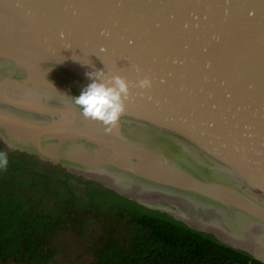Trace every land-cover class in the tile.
I'll use <instances>...</instances> for the list:
<instances>
[{
  "label": "water",
  "instance_id": "water-1",
  "mask_svg": "<svg viewBox=\"0 0 264 264\" xmlns=\"http://www.w3.org/2000/svg\"><path fill=\"white\" fill-rule=\"evenodd\" d=\"M94 72L129 82L113 126ZM0 143L264 263L218 226L264 242V0H0Z\"/></svg>",
  "mask_w": 264,
  "mask_h": 264
},
{
  "label": "trees",
  "instance_id": "trees-1",
  "mask_svg": "<svg viewBox=\"0 0 264 264\" xmlns=\"http://www.w3.org/2000/svg\"><path fill=\"white\" fill-rule=\"evenodd\" d=\"M0 153V264H264L99 183Z\"/></svg>",
  "mask_w": 264,
  "mask_h": 264
},
{
  "label": "clouds",
  "instance_id": "clouds-1",
  "mask_svg": "<svg viewBox=\"0 0 264 264\" xmlns=\"http://www.w3.org/2000/svg\"><path fill=\"white\" fill-rule=\"evenodd\" d=\"M87 75L91 82L74 97L75 104L86 118L100 121L106 126L115 125L124 112L125 101L130 95L129 82L120 75H114L110 79H106L99 72ZM138 86L141 89L150 88L152 81L149 78L140 79ZM7 163V156L0 153V168Z\"/></svg>",
  "mask_w": 264,
  "mask_h": 264
},
{
  "label": "bare ground",
  "instance_id": "bare-ground-1",
  "mask_svg": "<svg viewBox=\"0 0 264 264\" xmlns=\"http://www.w3.org/2000/svg\"><path fill=\"white\" fill-rule=\"evenodd\" d=\"M197 215L207 217L208 215L206 214L205 211L202 209H197ZM218 226H224L225 228H228L229 233L233 238L241 240L242 244L247 246L248 248L256 251L257 253L264 255V242H261L257 239H254L246 234H243L233 228H231L224 220L222 223Z\"/></svg>",
  "mask_w": 264,
  "mask_h": 264
},
{
  "label": "rangeland",
  "instance_id": "rangeland-1",
  "mask_svg": "<svg viewBox=\"0 0 264 264\" xmlns=\"http://www.w3.org/2000/svg\"><path fill=\"white\" fill-rule=\"evenodd\" d=\"M11 264V263H10ZM54 264H64L63 263V260L60 258L56 263H54Z\"/></svg>",
  "mask_w": 264,
  "mask_h": 264
}]
</instances>
